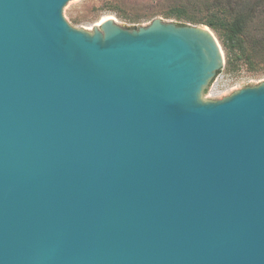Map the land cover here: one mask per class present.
<instances>
[{"label": "water", "instance_id": "95a60500", "mask_svg": "<svg viewBox=\"0 0 264 264\" xmlns=\"http://www.w3.org/2000/svg\"><path fill=\"white\" fill-rule=\"evenodd\" d=\"M0 0V264H264V82L204 94L209 26Z\"/></svg>", "mask_w": 264, "mask_h": 264}, {"label": "rangeland", "instance_id": "374dc122", "mask_svg": "<svg viewBox=\"0 0 264 264\" xmlns=\"http://www.w3.org/2000/svg\"><path fill=\"white\" fill-rule=\"evenodd\" d=\"M176 1L177 0H69L64 5L62 14L71 26L90 32L93 30V26H98L100 21L106 16L115 17L121 26L132 29L139 26H147L154 17H161L166 20L181 23L171 18H165L160 14V12L165 11ZM233 1L238 2L239 0ZM154 14L157 15L152 16ZM135 15L140 16V19L136 22L127 18ZM262 17V15L259 16L256 18V21L257 19L261 20ZM258 28V24L254 22L252 28L254 34L259 32ZM261 82H264V53L262 56L254 59L250 64L249 61L245 59H234L229 66L224 64L220 69L216 77L210 83L207 92L204 94V98L208 100L219 99L234 89L257 85Z\"/></svg>", "mask_w": 264, "mask_h": 264}, {"label": "trees", "instance_id": "16d2710c", "mask_svg": "<svg viewBox=\"0 0 264 264\" xmlns=\"http://www.w3.org/2000/svg\"><path fill=\"white\" fill-rule=\"evenodd\" d=\"M160 14L181 23L209 26L225 51L227 66L234 59L250 64L264 53V0H177ZM127 18L136 22L140 16ZM254 22L259 26L257 34L252 31Z\"/></svg>", "mask_w": 264, "mask_h": 264}, {"label": "bare ground", "instance_id": "6f19581e", "mask_svg": "<svg viewBox=\"0 0 264 264\" xmlns=\"http://www.w3.org/2000/svg\"><path fill=\"white\" fill-rule=\"evenodd\" d=\"M107 17H111V16H106V17H104L101 21H103V20H104L105 18H107ZM101 21H100V22H101Z\"/></svg>", "mask_w": 264, "mask_h": 264}]
</instances>
